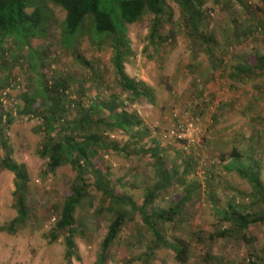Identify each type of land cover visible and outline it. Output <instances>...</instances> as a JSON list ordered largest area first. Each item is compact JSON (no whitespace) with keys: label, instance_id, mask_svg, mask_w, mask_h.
Here are the masks:
<instances>
[{"label":"rangeland","instance_id":"1","mask_svg":"<svg viewBox=\"0 0 264 264\" xmlns=\"http://www.w3.org/2000/svg\"><path fill=\"white\" fill-rule=\"evenodd\" d=\"M166 4L161 34L167 40L161 45L149 43L150 14L126 25L129 51L124 71L152 89L153 105L144 98L132 99L118 85L111 42L93 32L90 17L72 37L73 48L66 49L61 33L64 12L47 4L49 26L40 27L24 48L11 40L3 45L0 141L5 147L1 146L0 159L8 156L25 166L29 217L13 233L0 232V264H68L66 232L54 242L48 233L56 221L54 207L69 194L75 172L65 165L50 173L46 159L39 156L41 113L46 108L37 95L40 79L47 84L66 81L64 102L70 107L65 123L90 105L115 97L120 109L140 118L144 134L137 143L103 125L93 129L117 146L100 148L93 158L116 194L140 205L147 190L165 184L154 199L155 208L167 210L182 202L171 222L160 223L166 242L184 245L182 260L173 246L156 245L150 254L152 231L135 214L103 264H264V223L250 226L242 237L235 230L221 234L229 224L220 219L232 202L243 204L250 213H264V204L252 197L251 185L237 173L250 167L264 185V71L232 80L235 83L228 75L237 63L264 55V0H204L197 23L202 35L192 32L193 37L188 14L175 2ZM101 7L106 9L107 3ZM111 14L118 16L116 10ZM25 96L36 101L34 107L39 103L36 115L22 113ZM177 119L194 121L197 144L184 148L172 138L170 128ZM152 147L157 149L154 157L144 152ZM234 152L238 159L232 157ZM13 180V174L0 167V227L16 217ZM90 180L88 196L75 212L71 264H95L114 217Z\"/></svg>","mask_w":264,"mask_h":264},{"label":"trees","instance_id":"2","mask_svg":"<svg viewBox=\"0 0 264 264\" xmlns=\"http://www.w3.org/2000/svg\"><path fill=\"white\" fill-rule=\"evenodd\" d=\"M175 2L188 14L186 21L192 32L201 36L198 29L199 15L204 0H0V52L4 44L10 40L19 48H24L28 39L38 35L37 30L42 26H49L50 16L47 4H52L64 12L62 22V46L72 49V37L84 22L86 17L91 18L93 32L105 35L101 40L107 38L111 42L113 49L112 63L115 68L118 85L128 92L132 99L144 98L151 105L154 103L152 89L143 82H137L127 76L124 71V57L127 55L128 41L126 40V25L136 23L146 14L152 16V23L148 34L149 43L153 46L161 45L165 42L166 36L161 34L163 30V18L166 10V3ZM107 3L106 9L102 4ZM117 11V18L112 16V12ZM87 22V21H86ZM36 57V55H34ZM264 71V55L255 54V59H249L245 64L237 63L228 74L230 80L242 81L253 76L255 73ZM235 83V81H232ZM39 83L42 86L38 89L37 95L40 105L45 106L41 113L43 121L42 146L39 156L46 159V169L54 172L57 168L69 165L75 172V178L69 188V194L60 205L54 207L56 221L49 231L48 237L51 242L58 239L60 234H64L65 253L64 257L68 264H71V257L75 255V245L73 235L75 232V212L82 201L88 196V188L91 186L90 179L93 178V187L101 192L108 201V211L114 217L107 226L106 233L100 244V251L95 264H103L107 257V252L126 222L132 220L135 214H139L145 226L152 231L153 240L149 251L154 246H173V250L178 260H182L184 255V245L182 242L175 246L169 244L163 237L160 223L171 222L179 213L182 202L169 209H157L154 199L157 193L162 190L165 184H155L152 190H147L137 205L126 195L116 194L111 180L106 174L96 169L93 158L97 156L100 148L106 150H117L113 143H107L102 134L93 133V129H100L101 126L116 130L126 135L129 140L139 141L144 131L141 128L140 118L133 112L120 109L116 97L96 102L83 109V114L77 119L63 122L69 112L66 106L67 89L66 81L58 80L56 84ZM61 94H60V90ZM24 115H36L34 107L36 101L28 96L24 98ZM63 100V102H61ZM5 147V141H0ZM4 149V148H3ZM150 156H156L155 147L144 151ZM234 159H238L239 153L234 152ZM0 167L13 174L14 191L13 207L16 210V217L7 225L0 227V232L13 233L17 226L22 225L29 217L28 212V174L23 164L12 161L8 156L0 159ZM237 173L247 180L251 185L252 197H256L264 204V185L259 181L257 172L250 167L237 170ZM161 188V189H160ZM182 201L185 200L183 197ZM126 210V211H125ZM221 223H228L227 231L234 230L244 237L248 228L254 224L264 223V213H250L243 204L230 203L228 210L221 213ZM153 247V248H152ZM151 254V252H149ZM253 263V262H252Z\"/></svg>","mask_w":264,"mask_h":264},{"label":"built area","instance_id":"3","mask_svg":"<svg viewBox=\"0 0 264 264\" xmlns=\"http://www.w3.org/2000/svg\"><path fill=\"white\" fill-rule=\"evenodd\" d=\"M194 124L192 120L184 119L182 122H179L177 119L170 128L172 138L182 144L184 148L197 144L200 139L195 133Z\"/></svg>","mask_w":264,"mask_h":264},{"label":"crops","instance_id":"4","mask_svg":"<svg viewBox=\"0 0 264 264\" xmlns=\"http://www.w3.org/2000/svg\"><path fill=\"white\" fill-rule=\"evenodd\" d=\"M156 147V146H155Z\"/></svg>","mask_w":264,"mask_h":264}]
</instances>
